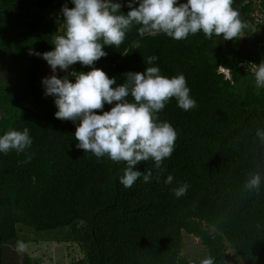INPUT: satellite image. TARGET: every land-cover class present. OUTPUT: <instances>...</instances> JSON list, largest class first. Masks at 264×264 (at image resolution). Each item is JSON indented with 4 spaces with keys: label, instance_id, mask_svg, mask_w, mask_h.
I'll return each instance as SVG.
<instances>
[{
    "label": "trees",
    "instance_id": "obj_1",
    "mask_svg": "<svg viewBox=\"0 0 264 264\" xmlns=\"http://www.w3.org/2000/svg\"><path fill=\"white\" fill-rule=\"evenodd\" d=\"M112 2L121 4V14L130 10L128 0ZM65 4L74 7L72 0H0V62L28 64L23 78L0 80V136L27 128L32 140L24 151L0 152V264L7 244L38 242L43 232L79 246L83 256L68 264H200L183 254L185 233L201 240L214 264H227L230 249L243 264H264V142L256 135L264 131V87L257 88L252 71L264 61V26L254 25L256 2L233 0L248 25L239 40L207 39L202 31L179 41L163 33L141 37L133 25L119 48L104 46L107 55L94 65L69 67L72 83L71 72L99 68L116 79L113 87L149 66L186 78L196 107L184 111L175 98L165 104L157 115L177 132L174 150L159 168L151 159L138 164L152 176L130 188L120 183L126 162L76 147L79 121L55 118V97L42 84L48 63L29 54L54 50V37L64 34ZM259 5L264 11V0ZM136 41L139 48L132 47ZM148 56L158 59L147 65ZM113 106L105 103L97 114ZM255 172L261 184L250 192L244 185ZM184 184L186 194L177 197ZM26 264L50 263L27 256Z\"/></svg>",
    "mask_w": 264,
    "mask_h": 264
},
{
    "label": "clouds",
    "instance_id": "obj_2",
    "mask_svg": "<svg viewBox=\"0 0 264 264\" xmlns=\"http://www.w3.org/2000/svg\"><path fill=\"white\" fill-rule=\"evenodd\" d=\"M73 8L63 6L64 34L54 37V50L45 53H33L47 61L52 72L42 80L46 96L55 97L58 111L55 118L62 121H79L74 134L78 142L76 147L91 152L96 157L107 155L114 162H126L127 167L120 183L130 188L143 175L145 183L152 176L137 170V165L149 159L159 168L165 158L174 150L177 132L168 122L159 121L158 113L165 104L175 98L178 107L189 111L196 107V101L190 97V89L183 74L168 78L161 75L156 66L146 67L145 72H128L125 82L119 86L115 78H109L99 69L92 68L86 74L71 72L75 83L67 77L61 79L55 75L57 69L67 71L71 65L80 63L92 66L105 57V45L119 46L124 42L126 32L139 25L138 34L143 37L166 34L177 41L203 32L207 39L223 37V40H239L248 25L241 19L240 12L232 7L233 0H128L130 9L126 15L120 13L121 4L112 0H72ZM239 38V39H238ZM133 48H139L136 41ZM158 57L144 58L152 65ZM224 71V69H223ZM252 71L257 88L264 87V61L254 64ZM225 72H228L225 70ZM129 96L134 102H129ZM115 106L110 111H102L105 103ZM256 135L264 142V131L257 130ZM32 143L29 130H9L0 136V152L12 149L24 151ZM244 185L248 191L258 190L261 184L259 172L250 173ZM168 176L165 183H171ZM187 185L175 190V195L186 194ZM27 244L16 242L15 251L26 253ZM200 264H214L213 258H205Z\"/></svg>",
    "mask_w": 264,
    "mask_h": 264
},
{
    "label": "rangeland",
    "instance_id": "obj_3",
    "mask_svg": "<svg viewBox=\"0 0 264 264\" xmlns=\"http://www.w3.org/2000/svg\"><path fill=\"white\" fill-rule=\"evenodd\" d=\"M244 46L247 51H252L247 42L244 41ZM27 61L25 59L14 60L5 59L0 62V80L11 83L15 82L26 75ZM69 70V69H68ZM67 71L57 69L55 75L57 78H65ZM223 71V69H221ZM228 72H226L227 74ZM54 73L49 65L45 66L44 76L50 77ZM229 76V74H227ZM46 232L40 233L38 237L42 238L38 242L26 243L28 250L26 253L18 254L15 251V246L11 243L5 246V259L4 264H26L27 256L33 258L45 257L47 263L50 264H68L72 259L81 258L83 256L82 251L76 243L58 242L57 240L45 239ZM228 263L227 264H243L238 255L229 250ZM183 254L191 258H201L202 260L208 258V250L202 244L199 238L193 235L185 233V247Z\"/></svg>",
    "mask_w": 264,
    "mask_h": 264
},
{
    "label": "built area",
    "instance_id": "obj_4",
    "mask_svg": "<svg viewBox=\"0 0 264 264\" xmlns=\"http://www.w3.org/2000/svg\"><path fill=\"white\" fill-rule=\"evenodd\" d=\"M254 1L256 2V8L253 12L254 25L264 26V11L260 9V5H259L260 0H254Z\"/></svg>",
    "mask_w": 264,
    "mask_h": 264
}]
</instances>
